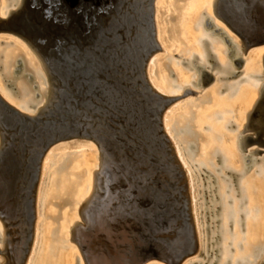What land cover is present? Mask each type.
<instances>
[{
    "label": "water",
    "instance_id": "water-1",
    "mask_svg": "<svg viewBox=\"0 0 264 264\" xmlns=\"http://www.w3.org/2000/svg\"><path fill=\"white\" fill-rule=\"evenodd\" d=\"M154 2L24 0L7 17H0V33L12 34L31 48L51 90L47 104L35 115L16 110L0 97V221L9 235L0 250L4 264L26 263L43 159L58 144L77 139L94 143L101 159L108 157L120 177L117 195L143 241L138 249L133 246L136 251L124 264L151 259L182 264L197 251L184 169L163 130L165 109L196 91L163 96L147 81L146 67L160 49ZM213 14L239 38L240 52L264 45V0H214ZM205 24L213 26L211 21ZM214 32L217 29L210 34ZM222 35L231 53L232 44ZM21 61H16L13 79L7 82L12 88ZM242 62L240 56L234 61L237 68ZM262 64L264 76V54ZM20 76L32 82L30 74ZM204 78L201 85L213 80L206 72ZM248 120L255 133L244 138L264 146V86ZM99 175L94 173L93 193L102 188ZM89 198L79 208L83 223ZM79 225L71 227L70 240L85 260ZM216 251L210 250L208 258Z\"/></svg>",
    "mask_w": 264,
    "mask_h": 264
},
{
    "label": "bare ground",
    "instance_id": "bare-ground-1",
    "mask_svg": "<svg viewBox=\"0 0 264 264\" xmlns=\"http://www.w3.org/2000/svg\"><path fill=\"white\" fill-rule=\"evenodd\" d=\"M23 2L24 0H18L14 10L19 8L23 4ZM204 2L208 6L213 7L214 0H204ZM200 5L201 4L199 0H187L184 4L185 7L183 9V14L179 19L178 25L174 29V33L177 35V39L182 41V43H184L183 41H185V31L187 26L186 20L184 18L185 14L186 12H188V10L189 12H192L195 7L199 8ZM10 11L2 13V16L7 17ZM205 21H211V19L207 18L205 19ZM196 23L198 22H195V24ZM220 28L222 27H220L219 25V28L213 27L212 30L217 29V32L215 33H217L218 35H222L223 32L220 31ZM212 30H210V33ZM235 45V47L232 45L231 53H229L230 50L228 51L227 44L226 49H221L218 47L215 48L216 53L218 55L219 63L221 64L220 74L226 77L229 73L235 72L236 64L234 63V61L239 56V52L241 51V46L238 45L236 42ZM235 52L236 56H234ZM188 56H190V52L188 53ZM221 56H226L227 60ZM14 57L15 56L10 55V51L6 52L5 56H3V58L5 59L3 60L2 64L6 69H9V72H11V70L10 67H8V64L15 62L16 58ZM200 57V64L193 63V68L191 70L194 71L193 77L195 78L196 83L201 85L202 81L205 79V72L208 71L205 67L206 65L204 64V58L201 55ZM259 59L260 56H254L252 59L245 62L243 70L246 80H244L241 85H237L235 90L234 88L233 90L230 88L232 91L235 92L232 93L231 90H229L228 93L225 94L224 97H222L221 99H214L215 97H212L211 90L208 89L210 93L209 103L214 104V109H211L207 113L206 111L205 113L199 111L196 112V114L193 113V110L190 111V109H187L188 112L187 110H185V112L179 113L177 115L178 117H176V121L177 119H179V123L176 122L179 125L178 133L183 132L182 134H184L180 137L177 135L178 133L176 134V136H178L177 138H179V144L181 143L183 151H187V153H185L187 154V161L196 169L193 171L197 176L196 178L199 181L200 187H205L203 190L204 193L200 196V198H203L204 196V200L202 202L206 204L208 203L207 205L211 206L210 204H213L211 203V199L214 200L216 199V197H219L220 199V228L218 230L220 234V257L218 259L217 264H264V248H262L260 245L262 241L260 238L264 236V163L262 165H259L258 168L256 167L258 169L259 174L258 176L254 174L255 176H257L254 177L255 179L252 178L253 176L251 175V173L245 172V166H248L252 161L257 162L260 160L252 157V154H261L262 152L256 153L255 150L258 149L247 150L246 154H244L247 156V158H245V162L243 161V163L240 162L242 161L241 158L244 155H242V157L240 158L239 155L236 154V151L238 152V149H243L244 147H248L251 144V141L248 143L249 139L244 138L248 134L245 136H242L241 134L245 131L253 130V126L248 124V119L249 116H251V114L253 113L254 106L260 96L257 95L258 91L261 92L264 86V83L258 84L250 78L251 74H259L260 76L263 75V71H260ZM29 69L33 73V75H35V77H39V75L42 74L41 69L39 67L32 68L30 66ZM184 78L185 77L181 78L177 75V83L181 86H188V83H186L185 85L180 83L182 82V79L184 80ZM43 83L41 81L35 84L36 87L39 89L37 94L35 93L33 95H30L19 103L24 106H26L27 104H35V107L29 110L28 115H35L39 110H42L47 104L48 99L50 98L51 90L49 84L48 87H43ZM149 83L151 86L154 87L151 81ZM31 86H33V84ZM205 95H202L201 102H204L206 100ZM34 96H41V101L38 103H34ZM192 108L194 109V107ZM234 109H236V119L238 120V124H236L237 130H235L233 134L227 135L226 129L229 123H231V118L233 116L232 114ZM163 121L165 122L167 120L164 118ZM243 122H245V124L242 125L241 123ZM203 131L206 133H203ZM168 132V127L167 125H165V133ZM249 135L251 137H254V133ZM225 140L230 141L229 146H223ZM192 144L195 145V148H190V145ZM190 149H192L191 152ZM175 151L177 156L176 158L179 159L177 160L180 161L182 166L185 168V164L180 155V152L177 148L175 149ZM218 157H220V162H222L220 166L216 164ZM98 158L100 162L98 165V170L96 171H99V176L102 178V188H100V191H97L95 193H93L94 181L93 187H91V170L95 168L94 166L96 156H76L73 159H66V163L65 161L63 162V165L67 164L69 166V171L68 173L66 172V174H64V177L65 175H69L70 177L74 178L68 180L69 183H65L67 181L66 178L64 179L63 177V179H61V194L63 193V195H67L68 191V193H70V189H72L70 196L73 193L72 197L69 196L68 199H66L67 197L65 199L62 198L61 202H64V205H73L72 211L74 212L72 213L74 216L76 212V206H81L83 202H85L87 198H89L91 194H93L87 201L88 203L86 202V208H84L82 211L85 221L84 225L82 226L78 223H73V226L78 224L79 227H82L84 230L79 232L78 237L79 241L82 242V244L84 245L83 248L85 250V262L86 264H124L127 263L126 261L131 260V252L134 253L136 251L133 246L137 247L138 249L143 241H139V238L135 233V229L132 228L133 222L127 219L123 204L121 203V200H119V195H117L116 189L120 188V177H117L115 175L114 168L109 162L108 157L101 159L99 153ZM261 159L264 160V156H262ZM59 164L61 167L62 164ZM58 170H60L59 167ZM96 171H94L93 174ZM228 173H234L235 176L237 175L236 177H234V179L240 177L238 186L241 195L238 199L235 195L234 188L232 186L234 185L235 180L228 179ZM207 175L214 176L212 180H216V193L218 195H216V197L212 195L215 192L216 187L210 189L208 185H211L213 181L211 179L209 181L207 179ZM52 181L54 182V184H56L55 180ZM39 186L40 182L37 187V192L39 191ZM191 187L192 186L190 185V188ZM254 187H256V189H254ZM64 192L66 193L64 194ZM191 192L192 190L190 191V196L193 213V198ZM54 196L56 195L50 194V197ZM244 200H246L249 204L246 207H242ZM259 200L262 201V204L260 206L255 205V202H258ZM48 202L49 198L48 200L44 201L43 205L45 206ZM217 207L218 206H216L213 211ZM205 213V215H208V218L211 217L210 212H208V214L207 212ZM56 215L58 216V214ZM56 215L52 216L50 214H46V217L54 219ZM242 215H244L246 233L243 235V239L241 240L239 238H236L241 232L240 217ZM66 216V212H64L61 216L59 237L51 238L52 240H57L58 244L65 242V239H62L61 236L64 233ZM71 221L72 219L69 221V223ZM213 222H215V220H213ZM54 229L55 228L51 229V231ZM231 229L234 230L232 234L230 233ZM46 233L49 234V229L46 230ZM212 235L213 236L209 235L208 239L214 242L215 240L213 238L217 237L215 236V231ZM8 237L9 235L6 232L5 227H0V250L2 252L4 251V246L7 242ZM228 242H230V244H233V249L228 248ZM209 243L206 245V249L204 248L205 250H202V254L205 255V261L202 264H207V262H209V258L212 256L211 255L208 258V255L211 254L210 251L208 255H206L208 250H213L208 248L209 246H212L209 245ZM42 245L44 246V242ZM58 247L59 246L51 245L49 243L47 247H45V250L43 249L41 251L42 256L37 259L36 263L67 264L68 256L70 255V253L67 251H64V254L61 252L57 253ZM61 248L64 250L66 247L61 246ZM54 256H56V259L53 258ZM31 258L32 257L29 255L26 260V264H30ZM214 261L208 264H212ZM4 262L5 258H0V264H4Z\"/></svg>",
    "mask_w": 264,
    "mask_h": 264
},
{
    "label": "rangeland",
    "instance_id": "rangeland-1",
    "mask_svg": "<svg viewBox=\"0 0 264 264\" xmlns=\"http://www.w3.org/2000/svg\"><path fill=\"white\" fill-rule=\"evenodd\" d=\"M186 1L187 0H155L154 9H153V20H154V27H155V33H156V40L159 44L160 49L157 50L153 54V56H151V58H150V61L152 59H156L157 61L154 62L153 65H151V66L147 65L146 70H145L146 78L148 80L151 79L156 84H159L161 80H163L164 82L169 81L171 83L172 82L174 83V77H172V78L168 77V73L166 70V69L170 68V65H171L173 72L176 74V76L178 75L181 78L185 77L184 80L182 79V82H180L181 84L185 85L186 83H188V87L192 88L193 91H198V90L202 89L201 91L204 92V91H208V89H210L212 97H215L214 99H221L222 97H224L225 94L228 93L229 90H231V89L233 90V88L235 90L237 85H241L243 83V81L246 80L245 75H244V70H243L246 61H249L254 56H257V57L260 56V59H259L260 71H263V64H262L263 57H262V55L264 54V45L254 46V47L246 50V52L240 53V57L243 59V62L239 65L238 68L236 65L235 71H240L241 73H239L235 77L229 78V80H226V81L224 80V81L219 82L217 80L218 75H216L214 77V79L211 80L210 82H208L204 87L194 88V86L190 83V82L195 81V78L193 77L194 71L190 70L186 66H183L181 63L178 62L179 60L174 58L173 56L174 55H180V56H183L182 58H186L188 56V54L184 53L183 50H185L187 48H188L187 50H189L190 53L191 52L192 53H199L202 50L201 47L199 46V41H200L199 37L205 36L210 30L213 29L212 27L205 25L206 30H204V26H202L201 23L203 21H205V19L212 18L213 23L218 24L222 28H224L227 35L230 38H232L234 42H236L240 46H241V42H240L239 38L234 33H232L226 27V25L223 22L219 21L218 18H216L214 16L213 7L212 6L210 7L207 4H205L204 0H199V2L201 4L200 7L199 8L195 7L192 12L191 11L189 12V10H188V12H186V14H185L184 18L186 20L187 26H186V31H185V41H183L185 44L182 43V41L177 39V35L174 33L175 32L174 29L178 25L179 19H180L181 15L183 14V9L185 7L184 4L186 3ZM17 2H18V0H0V17L5 18L4 16H2V13L10 11V10H14L16 5H17ZM195 22H198V23L195 24ZM210 38L217 40V42L215 44L216 48L217 47L221 48V49L227 48L226 44L222 43L220 40H218V38H216L214 36H211ZM1 42H2V44H0V66H1L3 60L5 59V58H3V56H5L6 52L10 51L11 56H15L14 58L20 57L22 59V61L24 62L23 67L20 70L21 72H24L27 68L29 69L30 66L32 68L39 67L41 69L42 74L39 75V77H35V75H34V78H32V82H29L31 85L34 84L35 82L39 83L42 81V83H43V81H44L42 86L48 87V82H47V79L45 76V72L43 71V68H42L43 64H42L41 60L34 54V52L31 50V48H29V46H27V44L23 40H21L20 38L14 36L12 34L0 33V43ZM234 56H236V52L234 53ZM221 57L226 59V56H221ZM166 64L168 65V67L165 66ZM8 67H10V70H13L14 69V63L13 62L9 63ZM154 70H155V73H154ZM214 72H215V68L211 71V73L213 74ZM0 73L1 74L3 73L2 69L0 70ZM19 73L20 72H18L17 75H19ZM1 74H0V76H1ZM229 76L230 75H228L227 77H229ZM258 76H260V75L259 74H256V75L251 74L250 78L253 79L258 84L264 83V76H262V77H258ZM25 78H23V79H25ZM18 79H21V78H17V80H15V81H18ZM222 84L230 86V87L227 88V90H225L219 94L217 91V88L219 86H221ZM0 86L5 91L10 92V88H6V89L4 88L1 77H0ZM38 90H39L38 88L31 90L30 93L27 95V97L37 93ZM232 90H231L232 93L235 92ZM202 92H200L198 94H188V95L184 96L183 98L176 100L175 102L171 103L165 109V112L163 114V119L165 118L167 120L165 122L163 121V130L165 132V125H167L169 132L166 133V135L168 136L169 140L171 141V145L173 147L174 154L176 156L175 149L177 148L178 151L180 152V155H181V157L184 161V164H185V168H184L182 166L181 162L179 161L181 167L184 169V174L186 177L191 213H192V205H191L190 191L192 190V192H191L192 193L191 195L193 198V200H192L193 201L192 220L194 223L196 235L198 237V249H197V251L192 256H190V258H187L182 264H190V263L202 264L205 261V255L202 254V250H205L206 245L209 242H212L208 238H209V235L213 236L212 234L214 231L216 233L215 236H217L218 239L216 241H214V244L212 246H209L208 248H210V249L216 248L217 251L215 254H213L209 258V262H207V264L214 261V260H215L214 264H217L218 259L220 257V249H219V247H220V244H219L220 234H219L218 230L220 228L219 227V225H220L219 211L221 209V203H220L219 197H216V195H217V193H216L217 192L216 180L215 181L212 180V178H214V176L207 175V179L209 181H210V179L213 181L211 185H208L210 187V189L216 187L215 192L212 194L216 197V199H214V200L211 199V203H213V204H210L211 206H208L207 205L208 203L206 204V203L202 202L204 200L203 199L204 196H203V198H200V196L204 193L203 190L205 187H200L199 181L196 178L197 176L193 171L196 169H195V167H191V164H189L186 161L187 154L184 153L181 143L179 144V138H177L178 136L180 137L181 135H184V134H182L183 132L178 133V126L179 125L176 123L179 120V119H177V121H176V117H178L177 116L178 113L185 112V110H187V109L183 110L184 109V103L188 100L192 101V100L196 99L197 97H199L201 95ZM260 93L261 92L258 91L257 95H260ZM176 94H181V90H178L176 92ZM33 101H34V103L40 102L41 96L33 99ZM213 107H214V104L209 103V104H205L202 108L195 109V111L196 112L200 111L202 113H205V111H206V113H207L211 109H214ZM187 112H188V110H187ZM232 115L233 116L231 118V123H229V125L227 126V129H226L227 135L233 134V132H235V130H237L236 124H238V120L236 119V109L233 110ZM241 124L243 125V124H245V122H243ZM242 125H241V128H242ZM176 127H177V129H176ZM201 127H203V126H201ZM175 129H176V131H175ZM203 133H206V132L203 131ZM252 133H255V131L254 132H253V130L252 131H245L241 135L245 136L247 134L249 135ZM176 134L178 136H176ZM249 142L250 141H248V143ZM229 145H230V141L225 140L223 146H229ZM205 148H207V147H205ZM251 149H258V150L262 151L261 154H252V157H254L256 159H260L259 161H257V162L252 161V162H250V164L248 166H245V172L251 173V175L253 176L252 178H254V177H257L259 174L257 168L259 167V165H262L264 163V160L261 159L262 156H264V146L259 145L258 143H254V142L252 143L251 142V144L248 147H244L243 150L241 148L238 149V152L236 151V154H238L239 157L241 158L242 155L246 154L247 150H251ZM191 151H192V149H190V152ZM87 155H92L94 157L96 156L95 166H94L95 168L91 170V187H93V181H94L93 172L98 170V165H99L100 161L98 158L99 157V151H98L96 145L94 143H92L91 141L81 140V139L78 140L77 139V140H71L69 142H62V143L58 144L57 146H55L54 148H52L47 153L45 158L43 159V162H42L43 166L41 165V173H40V178H39V182H40L39 191L36 192V219L34 222L33 240H32L30 251L28 253V256L30 255L32 257L30 264H37L36 263L37 259L42 256L41 251L43 249L45 250V247H47V245L49 243L51 245L59 246L57 249V253L61 252L64 254V251L65 252L67 251L70 253V255L68 256V263L67 264H80V263L86 264L85 260L82 258V255L80 253L78 246L75 244L74 241L70 240V237H71L70 229L73 226V223L75 222V223H78L82 226L84 225V223L81 221L80 214H79V207L80 206H76V212L73 216V213H72V212H74V211H72L73 205L72 204H65L64 205V202H61L62 198H64V199L66 197H67L66 199L69 198L72 189H70L71 190L70 193H68L69 191L67 192L68 196L63 195V193L61 194L62 190L60 189V184H61L60 181H61V179H63L64 174H66V172L68 173V171H69V166L67 164L63 165V162L66 159H68V158L73 159L76 156H87ZM65 156H66V158H65ZM241 159H242V161L240 163H243V161L245 162V159H243V157ZM59 163L62 164L61 167H60ZM65 163H66V161H65ZM221 163L222 162H220V160L217 159L216 164L218 166H220ZM57 166L59 167L60 170H58ZM42 169H43V171H42ZM217 173H218V171H217ZM254 174H256L257 176H255ZM233 177H236V176L233 173H228V175H227L228 179L233 180ZM65 178L67 179V181L64 180V181H66L65 183H69L68 180H70L71 178H74V177H70L69 175H67V176L65 175L64 179ZM239 179H240V177L239 178L237 177L235 179L234 185H232L234 188V192H235L237 199L240 198V195H241L240 189L238 186ZM52 180H55L56 184H54V182ZM190 185L192 186L191 188H190ZM254 189H256V187H254ZM65 193L66 192H64V194ZM50 194H54L56 196L50 197ZM72 195H73V193H72ZM72 195L70 197H72ZM48 198H49V202L44 206L43 203H44V201L48 200ZM253 199H254V197H253ZM55 204H57V205H55ZM261 204H262V201H260V200L258 202H255V205L260 206ZM248 205L249 204L247 203V201L244 200L242 207H246ZM216 206H218V210L213 211V209ZM204 211L207 212V214H208V212H210L211 217L208 218V215H205L206 213ZM64 212L67 213V216H66V223L64 225L65 226L64 233L62 234L61 237H62V239H65V242L58 244L57 240H52L51 238L59 237L61 216ZM215 212H216V214H215ZM46 214H50L52 216L58 214V216L56 215V217L54 219H52V218L46 217ZM71 219H72V221L69 223V221ZM213 220H215V222H213ZM216 221H218V222H216ZM240 223H241V228H240L241 232L239 233V235L236 239L239 238L242 240L243 235L246 233L245 232L246 226L244 223V215H242L240 217ZM229 226H231V225H229ZM0 227H3V224L1 223V221H0ZM53 228H55V229L52 230L53 231V234H52L51 229H53ZM47 229H49V234L46 233ZM78 229H80V232L84 231L82 227H78ZM233 231L234 230L231 229L230 233L232 234ZM260 239L262 240L260 245L262 248H264V236H262V238H260ZM43 242H44V246L42 245ZM61 246H64L66 248L63 250L61 248ZM228 248L233 249V244H230V242H228ZM209 251L210 250H208L206 255H208ZM216 256H217V258H216ZM0 258L4 259L2 254H0ZM53 258L56 259V256H54ZM143 264H165V263L160 261V260L151 259V260L146 261Z\"/></svg>",
    "mask_w": 264,
    "mask_h": 264
},
{
    "label": "flooded vegetation",
    "instance_id": "flooded-vegetation-1",
    "mask_svg": "<svg viewBox=\"0 0 264 264\" xmlns=\"http://www.w3.org/2000/svg\"><path fill=\"white\" fill-rule=\"evenodd\" d=\"M208 17V16H207ZM209 19H211V22H212V24H213V27L214 28H219V25L218 24H214L213 23V20H212V18H209ZM204 22L205 21H203L202 23H201V25L202 26H204V30H206L205 29V25H204ZM212 27V28H213ZM221 27V26H220ZM214 31V30H213ZM220 31H222L223 32V34L225 35V36H227L228 38H229V40H230V42H231V44L235 47L236 45H235V42L233 41V39L232 38H230L228 35H227V33H226V31L225 30H223V28H220ZM211 36H214V37H216V38H218V40H220L222 43H225L224 42V40L222 39L223 38V35H218L217 33H213L212 35L210 34V31L205 35V36H201L199 39H200V41H199V46L201 47V51L199 52V53H190V56H187L186 58H182L183 56H180V55H174L173 57L174 58H176V59H178L179 61V63H181V61L182 60H184L185 61V64H182L183 66H186L187 68H189L190 70L193 68V63H199L200 61H201V57H200V55L204 58V61H205V67L207 68V71L208 72H206V73H209V74H211L212 76H213V79H214V77L216 76V75H218L217 76V80L220 82V81H226V80H229V79H225L226 78V76H224V75H221L220 74V67H221V64L219 63V60H218V55H217V53H216V50H215V44H216V42H217V40H215V39H212V38H210ZM184 51V53H189L188 52V50H183ZM240 53L241 52H239V56H240ZM200 54V55H199ZM19 59H21L20 57L19 58H16V60H15V62H14V68H15V66H16V61L17 60H19ZM22 60V59H21ZM157 60L156 59H152L149 63H148V65H153V63L154 62H156ZM22 62V64H24V62L23 61H21ZM200 64V63H199ZM162 65V64H161ZM166 67H168V65L166 64L165 65ZM22 67H23V65H22ZM201 67V66H200ZM215 68V72L212 74L211 73V71L213 70ZM3 70V73L1 74V78H2V82H3V85H4V88L6 89V88H10V92L9 91H5L1 86H0V97L4 100V101H6L10 106H12L13 108H15L16 110H18V111H20V112H22V113H25V114H28V112H29V110H31L33 107H35L34 105L35 104H33V105H31V104H27L26 106H24V105H21V104H19L20 103V101H23L24 99H26L27 98V95L30 93V91L31 90H33L32 89V86H31V84L29 83V82H27L26 80H27V76H25L24 78L25 79H23L20 75L21 74H30L31 76H32V78H34V75H33V73L30 71V69H26L24 72H21L20 71V73H19V76H17V78H21V79H18V81H15V80H17V78H15V80H13V88L12 87H10L9 85H8V81L9 80H12L13 79V70H11V72H9V69H6L4 66H3V64H1V66H0V70ZM167 70V73H168V77H170V78H172V77H174V83L172 82H169V81H167V82H164L163 80H161L160 81V83L159 84H156L154 81H152L151 79L150 80H148L147 79V81H151L152 83H153V85H154V87L153 86H151L150 85V83H149V85L156 91V92H158L159 94H161V95H163V96H168V97H172V96H176V95H179V94H176V92L178 91V90H181V92L185 89V90H192L193 91V89L192 88H190V87H188V86H181L180 84H178L177 83V76H176V74L173 72V69H172V67H171V65H170V68H168V69H166ZM154 73H155V70H154ZM179 73V72H178ZM232 74V72L231 73H229L228 75H231ZM193 86H194V88H199V87H204L205 85H200V84H198V83H196V81H193V82H190ZM36 84V82L33 84V85H35ZM230 86H227V85H221V86H219L218 88H217V90H218V93L220 94V93H222L223 91H225V90H227V88H229ZM37 88V87H36ZM202 90V89H201ZM201 90H198V91H196L195 92V94H198V93H200V92H202ZM208 93V94H207ZM37 94V93H36ZM206 94V95H205ZM202 95H205V101L204 102H201V98H202ZM36 96V95H35ZM33 97V99L34 98H37V97ZM209 100H210V93H209V91L208 92H206V91H204V92H202L201 93V95L199 96V97H197L196 99H194V100H188V101H186L185 103H184V109L183 110H185V109H190V111H192L193 110V113H195L196 114V111H195V108L197 109V107L198 108H202L205 104H209ZM192 107H194V109L192 108ZM176 108V107H175ZM169 113V112H168ZM179 114V113H178ZM190 148H195V145L194 144H192V145H190ZM184 153H187V151H184ZM218 159L220 160V157H218ZM186 161H187V159H186ZM188 162V161H187ZM189 163V162H188ZM190 164V163H189ZM191 167H193L192 165H191ZM234 174V173H233ZM237 176V175H236Z\"/></svg>",
    "mask_w": 264,
    "mask_h": 264
}]
</instances>
